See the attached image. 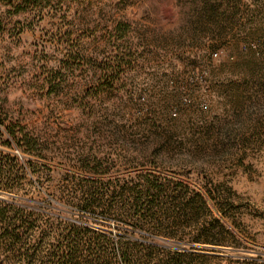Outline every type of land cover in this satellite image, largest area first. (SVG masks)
I'll return each instance as SVG.
<instances>
[{
  "label": "rangeland",
  "instance_id": "obj_1",
  "mask_svg": "<svg viewBox=\"0 0 264 264\" xmlns=\"http://www.w3.org/2000/svg\"><path fill=\"white\" fill-rule=\"evenodd\" d=\"M8 157L0 264H264V0H0Z\"/></svg>",
  "mask_w": 264,
  "mask_h": 264
},
{
  "label": "trees",
  "instance_id": "obj_2",
  "mask_svg": "<svg viewBox=\"0 0 264 264\" xmlns=\"http://www.w3.org/2000/svg\"><path fill=\"white\" fill-rule=\"evenodd\" d=\"M5 164L0 163V193L12 194L14 187L11 185V178L15 175L14 169L16 159L8 157ZM16 178L17 175H16ZM135 206V205H133ZM138 206V203L136 204ZM28 207L17 205L13 202L0 198V247L4 240L15 241L18 237L16 229L12 227L22 218ZM33 211V210H32ZM81 245L66 238L63 247L54 248L51 252V264H79V253ZM27 259H23L25 261Z\"/></svg>",
  "mask_w": 264,
  "mask_h": 264
},
{
  "label": "built area",
  "instance_id": "obj_3",
  "mask_svg": "<svg viewBox=\"0 0 264 264\" xmlns=\"http://www.w3.org/2000/svg\"><path fill=\"white\" fill-rule=\"evenodd\" d=\"M215 55H217V53H215ZM15 153L20 156V153L18 150H16Z\"/></svg>",
  "mask_w": 264,
  "mask_h": 264
}]
</instances>
